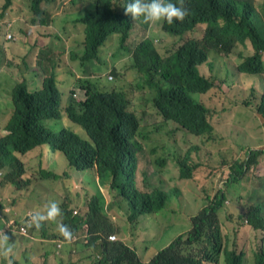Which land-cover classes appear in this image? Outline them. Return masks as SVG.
<instances>
[{"label":"trees","instance_id":"1","mask_svg":"<svg viewBox=\"0 0 264 264\" xmlns=\"http://www.w3.org/2000/svg\"><path fill=\"white\" fill-rule=\"evenodd\" d=\"M13 1L4 0V8H10ZM127 2L121 0L122 8L117 13L108 0H100L90 43L82 55L74 47L67 3L52 15L50 6L57 0H29L30 21L36 26L11 24L20 35L19 42L13 45L15 64L23 59L25 70L17 72L12 80L15 85L6 92L15 102L16 111L10 124L0 128V188L11 187L17 192L27 180L54 179L57 169L50 164L60 165L59 159L64 158L67 165L90 172L93 178L87 185L83 182V196L69 189L71 197L66 196L64 201L68 202L59 206L60 223L52 230L55 238L66 240L59 226L67 225L71 237H80L74 245L86 242L76 262L245 264L243 251L226 247L225 236L229 234L222 230L219 215L232 197L247 204V211L241 212V203L234 202L228 206L229 219L237 225L247 219L254 229L264 231V176L250 173L264 157V149L245 147L237 153L218 133V122L226 121L228 114L241 106L254 111L264 126V0H183L188 9L183 21L171 25L164 22L163 31L174 42L160 47L152 38H143L131 51L132 64L124 71L113 68L114 78L105 86L96 81L98 62L94 61H101L100 46L115 32L126 47L124 42L135 23L149 25L142 19L133 21L125 13ZM191 31L194 36L187 37ZM55 38L66 40L69 47L65 46L64 51ZM237 43L252 47L254 52L236 69L229 65L224 72L226 56ZM202 64L211 66L210 76L200 70ZM81 65H86L91 75L84 76L73 69ZM71 72H76L74 78ZM230 75L235 76L238 86L235 93L224 87L230 86ZM75 92L80 96L84 93V97L78 101L72 96ZM194 94H203V99L196 100ZM136 99L151 103L162 120L143 123L134 109ZM170 122L199 137L200 144H192L182 152L172 144L168 146L165 134L173 133L167 129ZM73 123L83 128L89 138L66 127ZM223 138L228 141L226 146L218 142ZM14 150L21 155L14 156ZM31 152L33 155L27 158ZM202 157L229 168L226 189L202 196L205 204L191 217V229L176 236L151 260L143 261L138 247L123 239L126 227L114 219L123 209L128 210V219L133 221L146 214L162 213L171 218L176 210L169 193L183 198L182 188L173 186L168 192L151 186L149 177L161 174L162 181H166L163 172L174 160L180 176L192 178L204 167ZM196 181L205 184L198 178ZM117 198L129 207L122 202L119 208L110 206ZM0 209L5 210L4 206ZM25 211L21 208L19 212ZM27 218L30 220V215ZM13 226L19 227L17 222ZM33 230V224L29 225V232ZM113 233L118 240L109 238ZM137 240L136 236L134 241ZM255 264H264L263 247L255 254Z\"/></svg>","mask_w":264,"mask_h":264},{"label":"rangeland","instance_id":"2","mask_svg":"<svg viewBox=\"0 0 264 264\" xmlns=\"http://www.w3.org/2000/svg\"><path fill=\"white\" fill-rule=\"evenodd\" d=\"M88 1L96 3V0H66L68 4V17L72 22V33L75 39L74 47L76 51L82 55L83 49L87 48L90 43V36L92 35V30H94L96 24V16H91ZM113 8V4L117 0H108ZM4 0H0V41L1 42H10L5 43V48L8 52V59L6 54L3 55L0 49V122H2L8 115V106L13 109V103L11 96L8 97L6 92L9 88H13L15 83L12 85V80L20 72V69L15 64V57L13 55L12 44L18 43V29L16 26H13L10 29V32L16 37L15 40L5 41V32H6V23L8 21H16L23 28L32 27L31 26V17H29V0H15L13 6L9 9L4 8ZM163 21L151 23L150 29L145 30L144 25L140 23H135L136 26L132 30L129 39L125 41V45L133 48L136 43L142 40L144 37L150 36L155 40V43L158 46H164V44H172L174 42L173 37L168 33L163 31ZM114 33L110 34L105 41V45L100 50L101 61L98 62L96 67V81L97 83L106 84L111 83L108 77L111 75V70L117 68L124 70L129 62L132 64V58L130 56L131 51L127 47L122 46V40L119 36L116 35L114 38ZM192 33H188L187 37H191ZM114 38V39H113ZM59 47L65 51V46L69 47V44L66 40L54 39ZM112 42V46L105 50V46ZM104 44V43H103ZM254 52L252 47H246L242 43H237L234 47V50L231 54L226 56L228 61L225 65L224 72L228 69L229 65L234 68L236 64L242 62L244 58L248 55H251ZM99 53V50H98ZM108 53V54H107ZM241 53L243 55H241ZM89 62H87V65ZM75 71H82V75L87 76L91 75L90 70L86 68V65H81L79 68H74ZM118 70V71H120ZM201 70L204 74L210 76L212 74V69L209 64H205L201 67ZM76 72H71L70 76L75 77ZM229 84L225 85L226 90H233L236 92L237 83L235 82V76L230 75ZM30 91H34L31 89ZM81 97H84V93L81 94ZM196 100H202L203 94H194ZM10 104V105H9ZM134 109L137 111L139 117L142 119L143 123H156L162 120L161 115L158 113L155 107L151 103H145L140 99H136L134 103ZM218 122V133L224 135L234 150L237 153H242L245 147H251L253 149H264V126L261 123V119L254 111L247 110L241 106L234 108V114H228L226 121ZM10 123H7L8 126ZM70 129H75L83 137L89 138L86 131L78 125L73 123L72 126H66ZM167 129L172 131L171 134H165L167 138L166 144H172L174 149L177 152H182L187 147L192 144H200V138L187 132L184 129H181L176 123L170 122L167 124ZM228 141L223 138L221 141H218L220 144L226 146ZM222 147V146H220ZM213 148V147H212ZM219 148V147H215ZM209 152H212L208 149ZM14 156H20L21 153L18 150L13 151ZM60 153L56 156L55 160H58ZM196 156V155H194ZM202 162L204 167L195 172L194 177L192 178H182L180 176L179 166L177 161L170 160L165 170L163 172V178L166 181H162L161 174H153L149 177V184L151 186L162 187L163 189L169 192V188L173 186H180L184 193V198L177 197L174 192H170V197L172 200V206L175 208V212H172L171 218H166L162 213L152 215H138L136 220L128 219V210L123 209L120 212V217L114 219L121 226L126 227V233L123 236V239L133 246H137L139 249V256L143 261H149L153 256L162 248L167 246L176 236L187 232L191 227V216L197 214L201 207L205 204V201L202 200V196H205L207 192L215 194L219 187L224 185V181L228 178V167H219L217 164H212L208 158L202 157ZM60 168L58 164H50L55 167L58 172V177L56 179V187L53 192H49L46 197L43 193L38 198V206H47L50 202H56L58 206H61L68 201H64L65 197H71L67 186H71L72 192L76 195L79 192H82V196L85 194L83 190V182L87 185L88 180L92 179V174L88 171H82L77 168V166L67 165L68 161L66 159H59ZM46 164L49 163L46 160ZM253 176H264V157L260 160L258 166L254 167L250 171ZM62 177V178H61ZM198 178L201 181H204L205 184H199L196 181ZM258 181V179H257ZM81 182V183H80ZM35 191H38L39 187L34 186ZM107 198L109 195L107 190H104ZM56 192L59 194L56 197ZM16 192L14 188H0V195L10 200L15 196ZM25 196V194H22ZM54 196V197H53ZM53 197V198H52ZM56 197V198H55ZM52 199V200H51ZM51 200V201H50ZM129 207L127 202L119 201L117 198L116 202L111 203L110 206L119 208L121 206ZM13 202H9V205H12ZM227 204V203H226ZM0 205H4L0 201ZM82 211V210H81ZM80 211V212H81ZM131 211V210H130ZM220 220L222 223V228L225 231H230L229 239L228 235L225 236L226 247L230 245L231 248H237L240 251L245 252L246 254V264H254L255 254L257 251L263 247L261 233L254 230L249 225H237L236 223L228 220L225 213L220 214ZM55 224L53 227H57L60 223V218L57 215L54 218ZM53 219L48 220L46 233L49 232ZM33 227H37L33 224ZM84 233V232H83ZM14 237L17 236L16 231H12ZM137 236V241L134 239ZM37 235L31 237H24V246L29 252H34L41 249V253L45 249L47 244V238L43 240L37 239ZM118 238V236H117ZM116 238V239H117ZM119 239V238H118ZM117 239V240H118ZM70 248V243L66 244V253ZM79 248V245L77 246ZM14 249L13 257L19 258L21 256L19 251L16 248ZM79 251V249H78ZM76 254V253H74ZM0 254V259H1ZM73 254H68V258L63 264H71V258ZM67 256V255H66ZM66 256L64 258H66ZM5 259V257H4ZM245 261V260H244ZM42 262L46 264H60L56 260L54 255H45L42 257ZM86 264H93L92 260L85 261ZM5 263L8 264L5 259Z\"/></svg>","mask_w":264,"mask_h":264},{"label":"clouds","instance_id":"3","mask_svg":"<svg viewBox=\"0 0 264 264\" xmlns=\"http://www.w3.org/2000/svg\"><path fill=\"white\" fill-rule=\"evenodd\" d=\"M14 1H13V4H14ZM64 3H66V0H63V1L62 0H57L56 4H52L50 6V8L52 10V15H54V13L58 9V7L60 5H62V4H64ZM13 4H12V6H13ZM99 6H100V0H96V3L88 1L89 11H90V14L93 15V16H96V13L99 10ZM121 8H122L121 0H117V2L114 3V5H113V9H115L116 12L119 13L121 11ZM125 13L126 14H130L133 21L142 19V21L144 23H149V25L147 27L142 23L144 25V27H145V30L148 31L150 29L151 23H153V22L163 21V22H166L167 24L171 25V24H173L176 21H183V19L188 14V9L183 6V0H177V2H173V0H129V2H127L126 5H125ZM29 17H30V15H29ZM13 22H16V21H8L6 23L5 41H12V40L16 39V37L10 32V29H11L10 26H11V24ZM71 24H72V22H71ZM31 26L34 27V26H36V24L31 22ZM162 29L164 30V23H163ZM188 33H192L191 37L194 36V33L192 31L188 32ZM2 34H0V36ZM17 35H18V38H19L20 35H19L18 32H17ZM113 35H114V38L116 37V35L119 36V34L115 33V32H114ZM148 37H150V36H148ZM112 42L113 41L109 42L105 46V50L108 49L110 46H112ZM5 43H10V42H1L0 41V49H1V52L3 53V55L6 54V57L8 59V52H7V49L5 48ZM12 45H14V44H12ZM104 45H105V43L102 46H100L98 56H100V50L103 48ZM126 47H128V46H126ZM12 48H13V46H12ZM132 50H133V48L129 49V51H132ZM108 51H109V49H108ZM13 52H14V49H13ZM241 55H243V54L241 53ZM130 56H131V53H130ZM26 58H27V55H26ZM129 64H130V62H129ZM238 64L235 65V67H234L235 69L238 66ZM202 66H203V64L200 65V70H201ZM17 67H18V69H20V71L24 72V70H25V61L23 59H20V61L17 64ZM118 70H120V69H118ZM124 70H121V71H124ZM112 76L114 78L113 74H111L108 78L112 79ZM72 96L74 98H76L78 101H80L82 99L81 96L77 92L73 93ZM69 98H71V96ZM8 109H9L8 115L2 122H0V128H5L6 124L11 121V119H12V117L15 114V111H16L15 102L13 103V109H11L9 106H8ZM82 171H85V170H82ZM58 172L59 171L57 170V176L54 179L42 180V181H40V180H27L25 185H24V187L22 189H25V190L32 189V192H39L41 195L43 193H45V197H46V195L49 192H51V189L55 190L56 179L58 177ZM35 185L39 187L38 191H35V189H34ZM67 188H68V192H69V189H71V186H67ZM219 188L226 189L225 181H224V185L222 187H219ZM239 191L243 192L244 188L240 187ZM183 198H184V195H183ZM234 202L238 203V204L241 203L239 205L241 212H246L247 211V204H245V203H243L241 201L233 200L232 197H230V198H228L226 200L225 206L220 211V214L221 213H225L226 214V218L228 220H230L229 219V215H228V206H230ZM24 209L31 210L32 213H28L25 216V218L23 219V224L20 225L19 222L16 221L18 226H19V227H16V228H18V231L21 234L29 236L30 233H31V232H29V225H31V224H34L37 227V229L34 228L33 233H31V234H35V232H37L38 230L40 231V233L41 232L46 233V229H47L46 227H47V224H48V220H51V219H53V223L51 225L50 230L52 231L53 229L56 228V227H53L54 224H55L54 218L57 215H59L60 211H61L59 206H58V204L56 202H50L47 206H43V207L38 206V205H36V206H24ZM1 213L2 212L0 211V214ZM29 215H30V220L27 218ZM3 218H0V221ZM220 222H221V220H220ZM14 223H15V221L11 222V224H10L11 228L15 227V226H13ZM241 225L242 226L243 225H249L250 227H252L248 223L247 219H245L244 223L242 222ZM59 227H60V232L66 238V240L57 238L60 242H66V241H71V240L76 241V240H78L80 238V237H78L76 239L75 235L73 237H71L72 233H71L70 228L67 225L61 224ZM23 228H25V230H23ZM221 228H222V223H221ZM190 229H191V227H190ZM222 230H223V228H222ZM254 230L259 231L261 233L262 243H264V231L259 230V229H254ZM223 231L227 232L228 234L230 232V231L228 232V231H225V230H223ZM113 235H115L116 238L118 236L115 233L111 234L110 236H113ZM110 236H109V238H110ZM229 237H230V234H229ZM110 239H112V238H110ZM115 239H112V240H115ZM230 240H231V237H230ZM84 244H86L85 241H84V243H82L80 245H82L83 248H84ZM59 245H61V243H59ZM263 248H264V245H263ZM235 249L240 252V250H238L236 247H235ZM75 252H76V250L73 249L72 253H75ZM0 254H2L1 255V259H0V264H6L5 263V259L7 260L8 264H22V262H21V260L19 258L13 257L14 249H13V246L9 243V236L6 235V234L4 236V239L0 240ZM4 257H5V259H4ZM245 264H246V254H245ZM254 264H255V262H254Z\"/></svg>","mask_w":264,"mask_h":264},{"label":"crops","instance_id":"4","mask_svg":"<svg viewBox=\"0 0 264 264\" xmlns=\"http://www.w3.org/2000/svg\"><path fill=\"white\" fill-rule=\"evenodd\" d=\"M33 155V152L29 153L27 155V158L29 156ZM46 162V161H45ZM60 164V163H59ZM48 165V164H46ZM61 165H59L60 168ZM54 193V191H51ZM22 194H25V196H22ZM59 193L56 192V197ZM41 196L39 192H32V189H22L16 192L15 196L8 200L5 197L0 195V201L4 203V208L5 210L0 211L2 212L0 214V218H3L0 221V240L4 239L5 234L9 236V243L13 246V248H16L21 256V262L22 264H46L42 262V257L45 255H54L56 260L59 261L60 264H63L64 261L67 260L68 254H73L71 258V264H86L85 261L88 260H83L80 262H76L77 258L81 256V253L79 251L83 250V246L79 244V251L76 249V254L72 253L74 247H77L78 244L74 245V240L71 241H66V242H60L57 238H55L52 235V231L49 230L48 233H44L38 230L35 232V235H37V239L43 240L44 238H47V244L45 246V249L41 253V249L36 250L34 252H29L26 247L24 246V237L26 235L21 234L18 231V228L10 226L12 221H18L19 224H23V219L28 213H32L31 210H27L25 212H19L21 208H24V206H36L38 205V198ZM54 197V196H53ZM52 197V198H53ZM55 197V198H56ZM52 200V199H51ZM50 200V201H51ZM13 202L12 205H9V202ZM2 205H0L1 208ZM43 207V206H41ZM9 208V209H8ZM53 223V222H52ZM12 231L17 232V236L14 237L12 235ZM34 234H31L26 237H31ZM70 243V248L68 252L66 253V244ZM61 243V245H59ZM73 247V248H72ZM67 255V256H66ZM66 256V258H64Z\"/></svg>","mask_w":264,"mask_h":264},{"label":"built area","instance_id":"5","mask_svg":"<svg viewBox=\"0 0 264 264\" xmlns=\"http://www.w3.org/2000/svg\"><path fill=\"white\" fill-rule=\"evenodd\" d=\"M75 213H77V210H75ZM23 230H25V228H23ZM110 238H112V239H115V238H116V236H115V235H113V236H110Z\"/></svg>","mask_w":264,"mask_h":264}]
</instances>
